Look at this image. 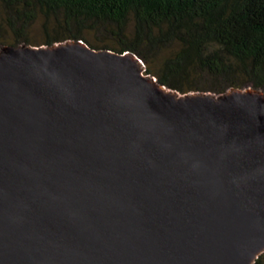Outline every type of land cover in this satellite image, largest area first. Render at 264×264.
I'll return each mask as SVG.
<instances>
[{
    "label": "water",
    "instance_id": "water-1",
    "mask_svg": "<svg viewBox=\"0 0 264 264\" xmlns=\"http://www.w3.org/2000/svg\"><path fill=\"white\" fill-rule=\"evenodd\" d=\"M134 52L0 46V264H255L264 92H180Z\"/></svg>",
    "mask_w": 264,
    "mask_h": 264
},
{
    "label": "trees",
    "instance_id": "trees-1",
    "mask_svg": "<svg viewBox=\"0 0 264 264\" xmlns=\"http://www.w3.org/2000/svg\"><path fill=\"white\" fill-rule=\"evenodd\" d=\"M38 17L46 29L41 42L28 36ZM130 21L131 35L125 31ZM3 27L14 41H2ZM101 27L117 36L116 47L94 45L83 34ZM67 39L134 52L147 63L146 73L180 92L221 93L247 85L264 92V0H0V46ZM173 43L176 48L150 65ZM255 264H264V252Z\"/></svg>",
    "mask_w": 264,
    "mask_h": 264
},
{
    "label": "rangeland",
    "instance_id": "rangeland-1",
    "mask_svg": "<svg viewBox=\"0 0 264 264\" xmlns=\"http://www.w3.org/2000/svg\"><path fill=\"white\" fill-rule=\"evenodd\" d=\"M54 19H51L50 22L47 23V25H49L50 29L54 28L56 25V22H54ZM44 24V19L42 17H38L31 25L30 29H29V33L28 36L32 41H38L41 42L44 37H45V32L46 29L43 26ZM133 24L132 21H130L127 26H126V33L127 34H132V29H133ZM3 39L2 41H4L5 43L7 42H12L14 41V37L13 34L10 32V30L7 27H3ZM84 36L86 37V39L94 44V45H102V44H107L113 47L117 46V36L114 35L112 33V30H110V27H101L99 29H94V30H87L83 32ZM41 45V44H38ZM176 44H172L170 47H168L167 49H161L159 50V52L156 54L155 58L153 61H151L150 65H155L157 66V64L160 63V61L163 59V57L165 55H167L169 53V51H171L172 49L176 48ZM142 66L143 68L146 69L147 67V63L145 61L142 60ZM144 73L146 72L145 70L143 71ZM250 86V85H247ZM246 86V87H247Z\"/></svg>",
    "mask_w": 264,
    "mask_h": 264
}]
</instances>
